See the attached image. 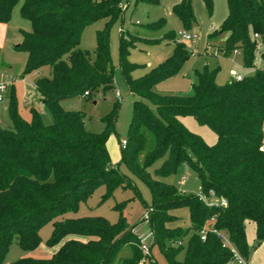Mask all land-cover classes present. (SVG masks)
Returning a JSON list of instances; mask_svg holds the SVG:
<instances>
[{"label": "trees", "instance_id": "1", "mask_svg": "<svg viewBox=\"0 0 264 264\" xmlns=\"http://www.w3.org/2000/svg\"><path fill=\"white\" fill-rule=\"evenodd\" d=\"M119 1L24 0L20 8L31 28L20 32L22 40L15 49L27 55L24 74H36L35 89L50 122L44 123L33 109L31 120H23L11 87L7 99L11 128H0V264L13 242L23 252L35 250L41 243L40 231L48 223L52 231L46 246L57 248L51 258L24 257L11 264H112L125 245L133 253L121 264L140 262L138 237L124 218L111 224L101 217L67 216L77 213L79 204L97 188L105 187V201L128 183L111 165L106 148L118 103L102 119L106 130L100 134L84 128L80 113L60 106L67 98L89 100L112 89L108 28L124 12ZM203 1L211 12L212 0ZM17 2L0 0V24L10 22ZM226 4V18L208 38L225 36L224 55L241 52L244 66L253 69L241 81L218 86L216 71L204 70L195 72L196 84L189 94L158 95L153 86L175 75L188 52L177 44L167 62L133 79L130 72L135 65L126 61L133 41L120 37L122 76L137 97L120 164L127 165L150 191L147 213L153 246L168 264H237L211 230L227 237L246 262L245 223L255 226L257 245L264 241V0H226ZM173 13L184 29L194 25L192 0H181ZM102 19L105 26L96 32L91 57L78 48L80 38L87 26ZM174 38V33L165 36L169 41ZM44 68L49 69L48 75L42 74ZM184 116L207 126L216 135V144L209 147L189 132L179 120ZM181 165L194 170L202 195L210 199L213 193L226 206L209 207L198 196L181 193L161 180L176 174ZM180 208L189 212L185 231L170 226L176 220L172 211ZM183 249L185 257L180 262L177 256Z\"/></svg>", "mask_w": 264, "mask_h": 264}, {"label": "rangeland", "instance_id": "2", "mask_svg": "<svg viewBox=\"0 0 264 264\" xmlns=\"http://www.w3.org/2000/svg\"><path fill=\"white\" fill-rule=\"evenodd\" d=\"M23 2L24 0H18L12 10L10 22L6 24L7 33L5 34L2 30L3 36H0V72H6L14 78V97L20 117L29 122L31 120V109H33L39 112L44 123L48 124L50 117L44 111L40 96L34 85L36 74H24L27 55L15 49L22 40L20 32L30 31L31 28L29 21L25 20L20 14ZM179 2L180 0H147L138 1L137 3L132 1L120 17L108 28L113 77L112 89L104 93H98L89 100L73 97L60 102L63 110L80 113L84 128L94 134H100L106 130V124L102 119L118 103L113 130L108 131L106 148L111 165L117 168L129 183L116 188L112 196L105 201H102L105 187L97 188L86 202L79 204L77 213H69L67 216L101 217L111 224L116 223L120 217L124 218L126 224L133 228L137 236L144 239L146 245L150 247L152 258L156 264L168 263L158 247L153 246L150 224L148 220L143 219L151 205L150 191L127 165L120 164V142L128 138L133 103L137 100V97L129 92L121 72L119 55L121 35L124 38H131L133 41L126 56L127 63L135 65V68L130 72L133 79L142 78L151 69L167 62L174 55L178 47L177 44L181 43L188 52L189 57L175 75L153 86V91L161 96L189 94L192 91V86L196 84L195 72L216 71L215 83L218 86L234 81L237 76L245 78L253 74L251 69L244 66L240 51L235 50L224 55V35L208 38L214 30L219 29L226 18V0H212L211 12L207 10L203 0H192L194 25L189 30L183 28L181 22L173 13V7ZM161 21L163 23L158 28L151 27ZM104 26L105 20L103 19L87 26L82 32L78 48L88 51L91 57H94L95 35ZM178 32H187L196 37L190 41L182 40L180 42H177L176 38L170 41L165 39V36L173 33L177 34ZM42 74L47 75L48 68H44ZM117 91L121 96L120 98L116 97ZM146 104L151 109L154 108L150 103L146 102ZM8 107L9 102L6 100L0 109V128L3 129L11 128ZM179 120L189 132L200 137L207 146L211 147L216 144V135L207 126L199 125L191 116H184ZM149 145H151L150 142ZM159 165L160 161L155 163L149 171L152 172ZM161 180L176 186L181 193L186 195L198 196L201 194L200 181L194 170L189 166L181 165L176 174ZM172 213L176 220L170 223V226L184 231L188 229L190 224L188 209L180 208L173 210ZM51 231L52 225L48 223L40 231V245L30 252H23L13 242L4 264H11L24 257L34 259L51 258V249H56V247L46 246ZM245 236L249 248V264L252 263L253 259L258 263L262 262L264 260V241L259 245L256 244L255 226L249 222L245 223ZM132 253L131 246H123L112 264H121L123 260L130 259ZM184 257L185 250L183 249L178 254L177 260L181 262Z\"/></svg>", "mask_w": 264, "mask_h": 264}, {"label": "built area", "instance_id": "3", "mask_svg": "<svg viewBox=\"0 0 264 264\" xmlns=\"http://www.w3.org/2000/svg\"><path fill=\"white\" fill-rule=\"evenodd\" d=\"M131 2H127L125 0H121L118 3V7L122 10L125 11L126 8L128 7V5ZM136 24H138V22H136ZM196 36L194 35H190L187 32H178L177 34H175V38L177 42H180L182 40L184 41H190L192 39H194ZM255 38L257 37L256 35L254 36ZM243 77L241 76H237L235 78V81H241ZM13 82H14V78L6 73V72H0V109L3 105V103L8 99V94L10 92L11 87L13 86ZM116 97L120 98V94L117 91L116 92ZM126 142L123 140L120 142V148H124ZM262 151V149H260ZM210 199H207L204 195L199 194L198 197L201 201H203L205 204H207L209 207L213 206V205H220L222 207L226 206V202L223 199H216L214 197L213 193H210ZM144 220H148V213H146L143 216ZM214 234H216L219 239L222 242V246L228 248L233 257L234 260L237 264H247V262L240 256V254L237 252V250L235 249V247L229 242V240L227 239V237H225L223 234L217 232L216 230H211ZM133 234L137 235L134 231H132ZM138 240H139V249L141 252V259L139 264H146L147 262L153 263L154 259L152 258L151 255V250L150 247H148L144 241V239H141L139 236ZM201 240L204 241L205 240V230L201 232ZM177 245H181L180 242L176 243Z\"/></svg>", "mask_w": 264, "mask_h": 264}, {"label": "crops", "instance_id": "4", "mask_svg": "<svg viewBox=\"0 0 264 264\" xmlns=\"http://www.w3.org/2000/svg\"><path fill=\"white\" fill-rule=\"evenodd\" d=\"M179 1V0H178ZM181 1V0H180ZM2 30H3V32L6 34L7 33V28H6V24H0V36H3V33H2ZM2 33V34H1ZM1 45V44H0ZM252 70V72H253V69H251ZM48 74H49V69H48ZM47 74V75H48ZM106 146H107V142H106ZM56 250H57V248L55 249V250H52L51 249V255L53 254V253H55L56 252ZM256 254V253H255ZM247 264H249V261L247 262ZM251 264H264V260L262 261V262H256L255 261V259H253V261H252V263Z\"/></svg>", "mask_w": 264, "mask_h": 264}]
</instances>
